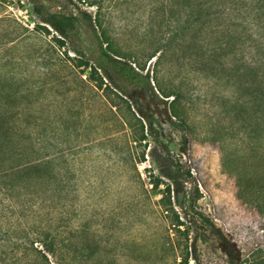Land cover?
I'll return each instance as SVG.
<instances>
[{"label":"rangeland","instance_id":"obj_1","mask_svg":"<svg viewBox=\"0 0 264 264\" xmlns=\"http://www.w3.org/2000/svg\"><path fill=\"white\" fill-rule=\"evenodd\" d=\"M72 1L0 0V34L16 29L11 19L25 28L22 38L0 46V74L10 70L9 59L24 58L16 79L37 89L21 106L42 110L49 151L54 144L74 149L69 193L60 194L65 206L48 207L54 216L61 212L52 225H62L63 236L74 232L78 251L90 252L87 264L264 261V244H256L264 222V0H212L213 11H187L201 0ZM226 4L230 10L222 11ZM35 5L97 16L113 46L144 76L135 102L82 82L64 54L75 55L69 44L57 48L54 31L36 30L42 23ZM201 13L209 17L202 31ZM78 28L76 45L95 57L91 28L83 20ZM201 47L216 49L202 60L205 73ZM42 63L50 67L47 77ZM2 87L13 91L15 84ZM171 93L178 94L173 107V97H165ZM42 191L36 184L0 199V237L6 239L0 251L8 253L0 264H30L24 258L30 243L42 249ZM216 209L238 215L231 230L215 218Z\"/></svg>","mask_w":264,"mask_h":264},{"label":"trees","instance_id":"obj_2","mask_svg":"<svg viewBox=\"0 0 264 264\" xmlns=\"http://www.w3.org/2000/svg\"><path fill=\"white\" fill-rule=\"evenodd\" d=\"M68 1L73 2L72 0ZM76 1L89 2L87 0ZM214 6L216 7L212 0H201L200 2L188 4L187 11H213ZM34 10L39 22L42 23V25L37 24L35 26L36 30H44L49 34V27L54 31L56 36H53L52 39L57 48H62L65 44H69V49L75 55L69 57L67 52L64 54L82 82L91 85L94 89L102 90L103 94H107L108 90L116 91L120 96H125L135 102L137 90L145 86L144 76L139 72V69H136L137 67L132 66L127 54L120 52L113 46L106 29L102 27L97 16L93 19L92 15L83 11H80L78 15L52 13L43 10L40 5H35ZM216 10L217 8L214 11ZM229 10L230 7L227 4L222 6V11ZM190 16L194 17V14ZM202 16L201 13V31L204 26L207 27L209 25V17L207 16L206 18L208 19L204 20ZM80 20H83L91 28L97 42V55L95 57H88L75 43L80 39L78 28ZM2 21L3 19L0 18V24ZM10 21L13 22L17 31H13L15 34L13 32L0 34V46L2 44L7 46V44H12L14 40L23 37L25 28L16 20L11 19ZM187 22L192 27L195 25L196 20L190 18ZM12 34L14 36L9 39ZM221 50L223 49L221 48ZM214 54H216V49L205 51L201 47V73H205L208 69V62L202 60L204 58L209 59ZM23 59L16 58L14 61L9 59L5 66L7 64L11 65L10 70L0 74V83L10 81L15 84L13 91H7L3 87L0 89V199L3 201L6 198H12L14 195L17 196L22 192H27L36 184L41 185L43 190L41 202L43 207L46 208V212L43 214L46 226L40 241L42 249H36L33 247V243H30V248L24 254V258L30 264H87L86 260L89 258L90 252L86 247L80 248V251H78L77 243L73 241L74 232L71 229H68L66 235L63 236L62 225H52L55 220L58 222L61 220V212L57 213V215L55 213L56 216H54V213L52 214L51 209L48 208H55L58 204L65 206V203H62L65 198H62L60 194L63 191L69 193L68 189L73 179V174L69 169V155H72L71 151L74 149L69 147L63 150L57 144H54L51 151H49L43 145L47 137V130L40 121L42 110H29L28 107L21 106L27 101L26 98L33 93L35 88L37 89V87L26 88L24 83L16 79V73H22L20 69ZM42 64L41 68L46 72L45 75L47 77L50 67L46 63ZM82 76H85V79H82ZM43 84L40 85L42 88ZM147 84L148 86L150 85L149 81ZM170 96L173 97L171 101L173 107L178 99V94L165 95L166 98ZM15 99L18 100L17 106L14 108L9 107L8 104ZM172 116H178L174 110ZM50 134V138L55 139L54 132L51 131ZM143 138L144 135H142L140 140H143ZM62 169H65L63 173ZM261 212V207L259 209L258 206L257 213ZM237 217L238 215L223 216L216 209L215 218L221 220L229 230L232 229L231 218ZM203 220L220 241L229 244L221 229L212 221ZM257 229V231H262V235L256 240L257 246H261L264 244V241H262L264 237V222L260 223ZM0 242H2L0 248L3 249L6 246V239L0 237ZM0 254L1 263L7 259L8 253L0 251ZM13 258H15L14 263L20 261L16 257ZM183 261L187 263V257ZM259 264H264V261Z\"/></svg>","mask_w":264,"mask_h":264}]
</instances>
